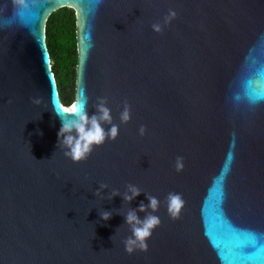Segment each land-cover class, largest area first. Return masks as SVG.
Returning <instances> with one entry per match:
<instances>
[{"label": "water", "instance_id": "obj_1", "mask_svg": "<svg viewBox=\"0 0 264 264\" xmlns=\"http://www.w3.org/2000/svg\"><path fill=\"white\" fill-rule=\"evenodd\" d=\"M63 7L77 13L67 106L46 41ZM98 98L118 137L73 162L58 146L61 118H75L63 109L91 116ZM129 184L142 191L131 203L107 199ZM147 194L161 223L129 254L125 215ZM0 264H264V0H0Z\"/></svg>", "mask_w": 264, "mask_h": 264}, {"label": "clouds", "instance_id": "obj_2", "mask_svg": "<svg viewBox=\"0 0 264 264\" xmlns=\"http://www.w3.org/2000/svg\"><path fill=\"white\" fill-rule=\"evenodd\" d=\"M17 5H24L25 0H15ZM176 16L175 11H170L169 15L164 18L163 24L155 23L152 28L155 32L163 31V27L169 24ZM34 104H41V98H33ZM106 98H98L95 105L96 113L89 116L86 105L74 104L70 108H64L65 114L75 117L74 119H63L60 114H56L62 120V127L58 133V146L63 147L65 157L73 162H81L94 151L95 147L102 146L107 140L115 141L119 134V125L113 122L111 109L107 106ZM131 120V107L127 103L120 114L121 123H128ZM110 125L106 130L104 125ZM146 129L141 126L140 134L144 135ZM176 171L180 172L184 168L183 157L176 159ZM108 185L101 184L96 195H99L100 189H107ZM142 191L135 185H127V191L121 194L118 190H114L107 199H112L115 196L123 197V200L129 204L136 197L140 196ZM148 204L140 203L138 209H129L125 215L126 225H128L131 235L124 241L125 250L132 254L136 250L147 251V240L151 237L153 230L161 223L159 216L155 213L159 209L160 201L157 197L147 194ZM167 211L170 217L178 219L185 207V201L182 194L171 192L166 198ZM138 212L145 213L143 219L138 215ZM100 216L104 221L112 218L113 212L103 210L100 211Z\"/></svg>", "mask_w": 264, "mask_h": 264}, {"label": "trees", "instance_id": "obj_3", "mask_svg": "<svg viewBox=\"0 0 264 264\" xmlns=\"http://www.w3.org/2000/svg\"><path fill=\"white\" fill-rule=\"evenodd\" d=\"M76 17L74 9L63 7L53 12L47 20L46 41L64 106L75 100L78 64Z\"/></svg>", "mask_w": 264, "mask_h": 264}, {"label": "snow or ice", "instance_id": "obj_4", "mask_svg": "<svg viewBox=\"0 0 264 264\" xmlns=\"http://www.w3.org/2000/svg\"><path fill=\"white\" fill-rule=\"evenodd\" d=\"M74 105V104H73Z\"/></svg>", "mask_w": 264, "mask_h": 264}]
</instances>
